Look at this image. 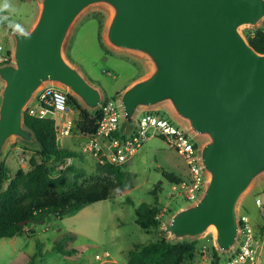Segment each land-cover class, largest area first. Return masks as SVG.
<instances>
[{"label": "water", "instance_id": "1", "mask_svg": "<svg viewBox=\"0 0 264 264\" xmlns=\"http://www.w3.org/2000/svg\"><path fill=\"white\" fill-rule=\"evenodd\" d=\"M94 3L113 10L107 41L151 64L120 92L123 124L132 129L139 107L168 101L194 134L208 138L201 148L207 186L163 222L161 234L179 241L213 227L218 250L230 253L238 202L264 174V52L239 30L264 17V0H41L31 38L13 33V61L0 64V155L13 136L36 140L24 124L25 107L46 82L68 88L87 108L100 107L101 88L63 54L72 23Z\"/></svg>", "mask_w": 264, "mask_h": 264}, {"label": "rangeland", "instance_id": "2", "mask_svg": "<svg viewBox=\"0 0 264 264\" xmlns=\"http://www.w3.org/2000/svg\"><path fill=\"white\" fill-rule=\"evenodd\" d=\"M11 3L13 11L5 14L29 30L38 17L41 0H11ZM112 13L111 6L106 3L89 5L72 23L63 44L65 58L77 66L90 82L101 88L103 97L109 98H113L118 89L122 92L132 78L142 74L144 65L151 69L150 61L143 53L120 49L107 41L105 33ZM4 24H0V43L6 46L7 51L10 46L6 43L8 38L11 39V32ZM259 27H264V17L256 25L244 24L239 30L246 37V33ZM100 36L108 47L106 50L100 45ZM3 86L4 81L0 79V97ZM145 110L162 115L175 125L187 126V122L175 113L168 101L139 107L135 119ZM71 114L75 121L78 112L73 110ZM122 125L128 129L123 122ZM71 135L63 137L60 144L76 152L73 162L84 169L85 175L95 174L97 159L92 153L82 150L87 141L86 136L76 127ZM196 136L202 144L208 140L206 136ZM37 148L36 140L27 142L13 136L6 141L0 162L3 161L9 167L11 175L19 168L27 170ZM125 165L129 172L127 185L115 197L89 203L61 218L54 214L46 215L41 221L31 223L27 228L28 233L0 238V264H7L15 257L29 256L30 260L34 254L35 264H127V253L135 243L159 238L163 222L169 220L177 210L193 203L187 202L179 188H174L175 183L163 175L166 170L185 178L187 168L183 157L169 148L162 137H149L127 159ZM257 197L264 201V174L252 182L237 206V211L247 210L253 224L260 218L255 203ZM143 202L155 203L160 208L161 226L158 230L147 232L136 223L134 209ZM65 234L72 235L65 242L66 247L77 249L71 255L53 250L55 241ZM188 239L198 241L196 256L191 264H215L213 247L220 256L216 264H226L228 253L218 250L213 227L202 235Z\"/></svg>", "mask_w": 264, "mask_h": 264}, {"label": "trees", "instance_id": "3", "mask_svg": "<svg viewBox=\"0 0 264 264\" xmlns=\"http://www.w3.org/2000/svg\"><path fill=\"white\" fill-rule=\"evenodd\" d=\"M4 26L12 32L6 23ZM246 37L257 51L264 52V27L246 33ZM99 42L102 48H108L101 36ZM7 52L11 53V48ZM119 95L120 91H117L113 98ZM68 98L69 103L78 109L73 129L78 128L82 134L95 132L101 118V107L87 108L70 92ZM24 124L33 131L38 148L30 158L27 170L19 168L11 175L9 167L0 162V238L23 235L29 232L27 228L31 223L41 221L46 215L54 214L61 218L89 203L115 197L124 190L129 178L125 163H101L97 160V172L88 176L74 162L65 169H58L66 159L75 157L76 152L57 141L54 120L39 118L26 111ZM163 175L173 183L184 179L166 170ZM134 212L136 223L142 229L148 232L160 228L157 204L143 202L135 207ZM25 221L28 222L22 224ZM70 237L72 235L69 234L60 236L53 250L66 255L76 252L77 249L65 245ZM197 243L196 239L174 241L163 235L155 240L137 242L127 253V264H191L196 256ZM212 257L215 264L220 260L215 247ZM35 258L36 254L31 255L30 260L29 256L15 257L7 264H35Z\"/></svg>", "mask_w": 264, "mask_h": 264}, {"label": "built area", "instance_id": "4", "mask_svg": "<svg viewBox=\"0 0 264 264\" xmlns=\"http://www.w3.org/2000/svg\"><path fill=\"white\" fill-rule=\"evenodd\" d=\"M12 61L13 54L8 53L0 43V64ZM69 92L59 83L46 82L25 107V112L30 115L54 120L59 143L63 137L73 133L75 121L71 112H78L69 103ZM100 107L101 118L97 129L93 133L84 134L87 141L82 147L83 151L92 153L101 163L122 164L149 137L160 136L169 148L183 157L186 164L187 176L175 183L174 188L178 187L181 196L190 203H195L202 196L209 181V173L201 160L202 142L188 126L175 125L170 119L145 110L136 117L134 127L126 130L122 125L123 112L119 98L103 97ZM72 163L73 158H68L58 169H65ZM255 203L260 218L254 224L246 209L238 211L239 236L236 245L226 255V264H264V201L257 197Z\"/></svg>", "mask_w": 264, "mask_h": 264}, {"label": "clouds", "instance_id": "5", "mask_svg": "<svg viewBox=\"0 0 264 264\" xmlns=\"http://www.w3.org/2000/svg\"><path fill=\"white\" fill-rule=\"evenodd\" d=\"M11 11H13L11 0H0V24L6 23L7 27L20 38L30 39L31 33L21 23L11 20L9 15H5Z\"/></svg>", "mask_w": 264, "mask_h": 264}, {"label": "crops", "instance_id": "6", "mask_svg": "<svg viewBox=\"0 0 264 264\" xmlns=\"http://www.w3.org/2000/svg\"><path fill=\"white\" fill-rule=\"evenodd\" d=\"M32 26H33V25H32ZM6 44H9L10 48H13V46H14L13 32H11V39L8 38ZM5 47H6V46H5ZM150 70H151V69H149L147 66L144 65V72H143L142 74H138V75H136L134 78H132L128 85H130V84H131L132 82H134L135 80H137V79H139V78L145 76L146 74H148ZM92 83H93V82H92ZM93 84H94V83H93ZM95 85H96V84H95ZM128 85H127V86H128ZM97 86H98V85H97ZM127 86H126V87H127ZM98 87H99V86H98ZM126 87H125V88H126ZM125 88H124V89H125ZM117 91H119V89H118ZM120 91H121V90H120ZM70 136H72V135H70Z\"/></svg>", "mask_w": 264, "mask_h": 264}]
</instances>
